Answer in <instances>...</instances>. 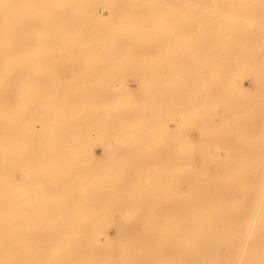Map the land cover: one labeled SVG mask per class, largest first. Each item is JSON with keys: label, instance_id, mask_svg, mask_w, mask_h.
<instances>
[{"label": "bare ground", "instance_id": "bare-ground-1", "mask_svg": "<svg viewBox=\"0 0 264 264\" xmlns=\"http://www.w3.org/2000/svg\"><path fill=\"white\" fill-rule=\"evenodd\" d=\"M253 98L264 0H0V264H264Z\"/></svg>", "mask_w": 264, "mask_h": 264}, {"label": "rangeland", "instance_id": "rangeland-1", "mask_svg": "<svg viewBox=\"0 0 264 264\" xmlns=\"http://www.w3.org/2000/svg\"><path fill=\"white\" fill-rule=\"evenodd\" d=\"M101 15H103L102 17H105V16L107 17V15H108L107 10L106 9L102 10L101 11ZM125 83H127L129 86H132V88H135V86H136L135 83H133L132 80H130V79H127V82H125ZM242 84H243V89H245L246 91L250 92L251 88L249 87L250 86L249 81L247 79H242ZM253 99L262 100L264 98H253ZM92 153H93V155L96 156V158L93 157V159L98 160L100 158V150H99V148H96V147L93 148ZM108 231H109L110 235H113L114 231H113L112 228H110Z\"/></svg>", "mask_w": 264, "mask_h": 264}]
</instances>
